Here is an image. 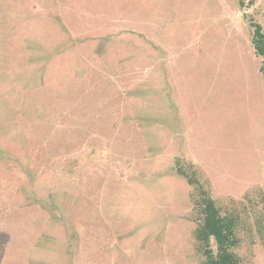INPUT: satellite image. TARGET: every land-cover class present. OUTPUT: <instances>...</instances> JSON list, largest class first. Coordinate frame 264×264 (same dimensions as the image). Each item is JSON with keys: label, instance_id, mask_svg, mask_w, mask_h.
Here are the masks:
<instances>
[{"label": "rangeland", "instance_id": "1", "mask_svg": "<svg viewBox=\"0 0 264 264\" xmlns=\"http://www.w3.org/2000/svg\"><path fill=\"white\" fill-rule=\"evenodd\" d=\"M252 24L264 0H0V264H202L197 183L264 264Z\"/></svg>", "mask_w": 264, "mask_h": 264}, {"label": "trees", "instance_id": "2", "mask_svg": "<svg viewBox=\"0 0 264 264\" xmlns=\"http://www.w3.org/2000/svg\"><path fill=\"white\" fill-rule=\"evenodd\" d=\"M252 29L253 48L264 59V26L252 24ZM262 72L264 75V64ZM197 184L199 197L193 200V206L200 222L194 231V239L197 251L204 258L202 264H240L238 256L233 252L238 244L235 221L222 216L209 192L200 183Z\"/></svg>", "mask_w": 264, "mask_h": 264}]
</instances>
